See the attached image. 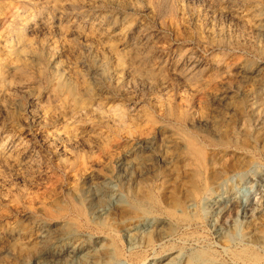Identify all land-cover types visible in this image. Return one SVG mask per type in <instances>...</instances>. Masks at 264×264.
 Segmentation results:
<instances>
[{"label":"rangeland","instance_id":"1","mask_svg":"<svg viewBox=\"0 0 264 264\" xmlns=\"http://www.w3.org/2000/svg\"><path fill=\"white\" fill-rule=\"evenodd\" d=\"M178 1L186 10L173 20L163 14L150 19L147 11L135 12L110 3L98 8L97 13L109 15L107 23L112 26L121 17L131 20L145 18L154 34L153 49L157 56L164 57L167 68H173L183 59L182 54L191 48L200 58L211 60L218 56L224 63L239 61L246 66V75L235 69L231 76L225 77L222 70L214 67L196 77L198 80L224 79L232 85L231 92L225 93L226 90L221 89L218 98H211L205 105L209 125L218 128L220 136L232 146L229 149H208V170L200 174L178 143L175 128L166 125L161 117L159 104L168 98L184 95L192 100L193 93L189 87L180 85L186 83L180 75L172 73V70L167 72L168 84L164 89L130 84L127 87L130 99L112 93L100 96L96 89L100 85L98 79L93 78L80 62L84 56L83 49L73 55L61 49L63 63L67 64L69 60L75 63V67L85 72L91 83L90 93L81 97L80 104L100 107L133 125L132 128L135 125L144 128L146 122L145 117L134 119L132 115L136 110L133 108L141 106L142 112H151L156 117L161 128L154 133V141L158 151L165 154V162L154 161L151 168L144 169L139 165L140 160L151 157L153 152L137 147L122 132L110 135L109 151L112 155L108 156L103 151V145L80 139L83 142L76 140L68 146L57 145L59 149L56 146V153L44 154L41 158L44 162L23 164L21 168L16 161L25 163L24 160L28 159L21 158L23 148L18 147L13 154V162L0 159V231H4L9 238L5 252H0V264H34L47 250L68 249L71 244H76L85 252L81 256L70 255L53 264H264V238L253 241L256 230L264 228V192L260 191L264 188V54L260 51L264 47V32L240 25L214 0ZM193 15L199 16L198 29L192 23ZM211 30H220L230 37L242 39L244 43L205 52L208 48L200 45L197 35ZM69 117L65 114L50 124H41L39 120L34 124L19 123L14 131L19 136H27L24 141L32 144L34 138L28 135L29 131L30 134L44 132L48 135L54 128L61 129L63 119ZM84 124L93 125L88 119L84 120ZM1 140L3 138H0V147H7L6 139L4 142ZM239 144L244 149H236ZM59 159H62V165H59ZM82 161L87 163L85 170H82ZM70 165L72 168H67ZM227 166L232 167L228 169ZM76 175L79 177L76 178ZM254 178L257 180H252ZM210 183L211 187L208 186ZM251 183L255 185L252 198L256 196L258 201L254 205L249 204L251 210L247 216L242 215L240 207L234 204L229 211L228 222H223L218 210L220 206L215 200L223 197L227 202L229 197L250 193L247 188ZM103 185L109 191L103 196L99 192L100 198L95 194ZM18 186L23 189L22 193H19ZM87 191V200L96 204L83 221L75 219L74 214L49 218L40 205L30 203L32 197L43 198L44 205L58 215L68 208L71 199L86 206L87 200L83 195ZM237 199L239 197L234 200ZM230 203L235 202L232 200ZM161 223L164 233L169 235L165 241L159 240L156 232ZM112 236L120 241L122 255L118 258L109 257ZM250 253L254 256L250 257Z\"/></svg>","mask_w":264,"mask_h":264},{"label":"bare ground","instance_id":"2","mask_svg":"<svg viewBox=\"0 0 264 264\" xmlns=\"http://www.w3.org/2000/svg\"><path fill=\"white\" fill-rule=\"evenodd\" d=\"M214 1L219 3L220 8L229 13L240 25L251 28L253 31L264 32V0ZM139 2L143 4H139ZM109 3L135 12L147 11L150 19L157 17V14H163L173 20L179 14H184L186 10L178 0H0V138L6 139L5 142H7V147L5 145V147H0V159L2 158L4 162L10 160L13 162L15 149L17 151V148L20 147L23 148L21 158L28 160H24L25 163L22 160L16 161L17 165L19 162V167L27 166L28 163L38 164L44 154L56 153L57 145L68 146L72 144V141L80 139L103 145V151L106 155H110V135L122 132L127 135L128 140L135 142L137 147L140 146L153 152L151 157H144L140 160L139 165L144 169L151 168L154 161L165 162V154L158 151L154 141V133L161 127L158 126V121L156 117L150 114L151 112L149 114L144 113L145 111L142 112L143 109L140 105V108H133L136 110L135 114L133 112L132 115L134 119L141 120L145 117L146 122L144 120V128L140 127L139 124V127L135 125L132 128L133 125L130 126L121 121L122 119L119 120L120 117L115 114L106 113L100 107L95 108L87 104H80L81 97L86 94L88 96L90 93L91 83L88 81L87 74L76 68L75 63L70 60L67 64L63 63L61 51L73 55L79 49H83L84 56L80 62L93 78L98 79L100 85L96 89L100 96L112 93L130 99L131 96L127 89L130 84L149 85V88L160 87L164 89L165 85L168 84L167 72L172 70V73L180 75L186 81L185 84L180 85L189 87L193 93L192 100H188L184 95L168 98L167 101L159 104L161 117L166 121V125L175 128L178 143L197 172L200 174L204 171L207 172L208 149H229L232 145L220 136L218 128L209 125V113L207 114L205 105L211 98H218V92L221 89H225L226 92H224L229 93L233 88L224 79L198 80L196 77H199L202 72L209 70V68L214 69V67L222 70L225 77L231 76L235 69L238 73L246 75L248 69L239 61L224 63V60L222 61L218 56L211 60L200 58L194 54L192 48L182 54L183 59L178 60L179 62L173 68H167L164 57L162 55L157 56L153 49L154 34L144 20L145 18L131 20L127 17H121L112 26L107 23L109 15L97 13L98 8ZM192 23L196 29L200 28L198 15L192 16ZM212 30L206 34L197 35L200 45L208 48L205 49V52L215 51L221 46H239L244 43L242 39L230 37L231 35H226L225 32ZM156 39L158 38L156 37ZM260 51L264 54V47ZM259 70L261 71V69ZM65 114H69L70 117L63 119L61 129L54 128L48 135L43 134L44 132L30 134L29 131L28 135L34 138L33 142L30 139L32 144L25 142L27 136H19L14 131V127L18 126L19 123L34 124L36 120H39L38 122H42L41 124H50ZM85 119L92 121L93 125L84 124ZM200 126L203 128L201 129ZM240 145H237L236 149H244L243 145ZM65 151L63 152L65 153ZM246 151L248 150L246 149ZM47 157L49 158V156ZM62 164V159H59V165ZM64 164L66 165V163ZM81 165L82 170H85L86 161H82ZM230 167L232 166H227L228 169ZM67 168L71 169L72 166ZM81 174L83 175V173ZM23 175L25 174L23 173ZM78 177L79 175H76V178ZM210 185L211 183L208 186ZM100 189L102 191L100 190L95 194L98 197L100 194L103 196L109 191L106 185ZM247 189H250V193H241L239 196L229 197L227 202L223 197L215 200V203L220 206L218 210H220V218L223 222H228V214L234 204L237 205V208L240 207L242 215L247 216L251 210L248 207L249 204L254 205L258 201L255 199L256 196L252 198L254 194L251 195V192L255 190V185L251 183ZM18 190L19 193L23 192L19 186ZM205 190L207 189L205 188ZM260 191L261 193L264 192V188ZM83 196L87 200L89 198L88 191ZM237 197L239 199L234 200ZM232 200L235 203H230ZM251 200L252 202H250ZM30 203L40 205L44 214L49 218L58 219L61 216L65 217L66 214H74L75 219L82 221L88 218L89 211L96 204L87 200V205L84 206L76 199H71L68 208L56 215V212L53 213L44 205L43 198L32 197ZM261 228L254 233L253 241L264 238V228ZM163 230L164 225L161 223L156 228L157 236L161 241H165L169 237ZM3 232L0 231V252H5L6 244L9 242L8 236L6 237ZM119 242L115 236L110 237L111 254L109 257L118 258L122 255ZM84 252L85 250L76 244H71L68 249H50L39 257L34 264L58 263L65 257L73 254L81 256L80 254ZM250 254L248 256L251 257L253 253ZM254 254L256 255V253Z\"/></svg>","mask_w":264,"mask_h":264}]
</instances>
